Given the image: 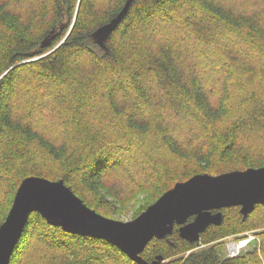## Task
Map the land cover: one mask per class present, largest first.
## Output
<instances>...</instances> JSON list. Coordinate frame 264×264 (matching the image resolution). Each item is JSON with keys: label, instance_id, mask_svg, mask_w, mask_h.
Listing matches in <instances>:
<instances>
[{"label": "trees", "instance_id": "trees-1", "mask_svg": "<svg viewBox=\"0 0 264 264\" xmlns=\"http://www.w3.org/2000/svg\"><path fill=\"white\" fill-rule=\"evenodd\" d=\"M125 1L0 0V224L29 176L136 217L193 175L264 166V0H134L96 38ZM221 212L198 242L175 226L140 256L264 264V205ZM248 230L259 248L219 254L217 241ZM9 264L138 263L33 212Z\"/></svg>", "mask_w": 264, "mask_h": 264}, {"label": "water", "instance_id": "water-1", "mask_svg": "<svg viewBox=\"0 0 264 264\" xmlns=\"http://www.w3.org/2000/svg\"><path fill=\"white\" fill-rule=\"evenodd\" d=\"M133 1L126 0L118 14L95 31V37L107 35L123 19ZM256 205H264V166L218 175H193L175 183L129 221L96 212L62 179L29 176L20 182L0 224V264H9L13 249L33 212L64 232L103 239L138 264H163L162 255H156L151 262L140 256L152 239H167L177 226L181 239L198 242L208 226L221 224V209L237 206L245 219Z\"/></svg>", "mask_w": 264, "mask_h": 264}, {"label": "rangeland", "instance_id": "rangeland-1", "mask_svg": "<svg viewBox=\"0 0 264 264\" xmlns=\"http://www.w3.org/2000/svg\"><path fill=\"white\" fill-rule=\"evenodd\" d=\"M198 51H200L201 53H206L207 49L201 48V49H198L197 52ZM133 215H134V211H133V209H130L128 212H125L122 215H114L113 217H110V218H114V219L121 220V221H129V220L134 218ZM248 231L253 232L254 233L253 235L256 237V239H254V241H253L255 243V245H252L247 250L254 248V247L258 248L260 245V240H259V237L256 235V231H254V230H248ZM248 231H244L243 233H241L239 235L227 236V237H229V239H227V237H225L224 239L217 241L219 243L218 247H217L219 254L222 256H225V254L228 251V249H227L228 243L233 241L235 238L241 237L243 234H245ZM199 247H201V245Z\"/></svg>", "mask_w": 264, "mask_h": 264}, {"label": "built area", "instance_id": "built-area-1", "mask_svg": "<svg viewBox=\"0 0 264 264\" xmlns=\"http://www.w3.org/2000/svg\"><path fill=\"white\" fill-rule=\"evenodd\" d=\"M254 233L251 231L246 232L244 235L246 236L247 239H242L240 242L236 243L237 238H235L233 241L229 242L227 245V253L225 254V257H234L235 255L238 254L239 250L246 245L248 241L251 239H254ZM229 239V237H228Z\"/></svg>", "mask_w": 264, "mask_h": 264}, {"label": "bare ground", "instance_id": "bare-ground-1", "mask_svg": "<svg viewBox=\"0 0 264 264\" xmlns=\"http://www.w3.org/2000/svg\"><path fill=\"white\" fill-rule=\"evenodd\" d=\"M227 239H228V237H227ZM242 239H247L246 236H245L244 234H243L241 237L237 238L236 243L240 242ZM254 239H256L255 236H254ZM254 239H251L250 241H248V242L246 243V245L243 246V247L239 250L238 254L235 255L234 257H236V256H238V255H240V254H242L244 251H246V250H247L249 247H251L252 245H255V243L253 242ZM258 248H259V247H258ZM223 257H224V258H228V257H225V256H223Z\"/></svg>", "mask_w": 264, "mask_h": 264}, {"label": "flooded vegetation", "instance_id": "flooded-vegetation-1", "mask_svg": "<svg viewBox=\"0 0 264 264\" xmlns=\"http://www.w3.org/2000/svg\"><path fill=\"white\" fill-rule=\"evenodd\" d=\"M213 212H215V211H213Z\"/></svg>", "mask_w": 264, "mask_h": 264}]
</instances>
